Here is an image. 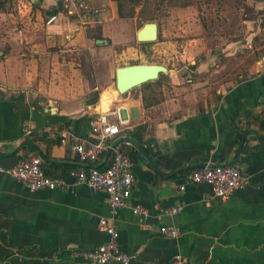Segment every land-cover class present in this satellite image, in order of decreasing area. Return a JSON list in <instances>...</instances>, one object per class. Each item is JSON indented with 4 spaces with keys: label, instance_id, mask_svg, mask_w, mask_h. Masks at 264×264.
Segmentation results:
<instances>
[{
    "label": "crops",
    "instance_id": "0c3cea01",
    "mask_svg": "<svg viewBox=\"0 0 264 264\" xmlns=\"http://www.w3.org/2000/svg\"><path fill=\"white\" fill-rule=\"evenodd\" d=\"M10 3L0 11V163L37 155L45 174L71 185L30 191L0 172V264H92L74 252L106 239L97 222L109 215L107 194L72 184L69 173L89 165L80 161L74 138L97 139L99 115L119 128L109 143L132 154L136 182L113 218L124 251L139 262L167 263L180 253L192 264H264V58L248 74L203 92L201 75L216 73L208 69L209 56L182 66L177 55L167 57L164 98L144 107L140 85L118 93L115 82L92 85L80 73L85 52L99 55L119 45L129 60L148 52L150 42L136 39L142 26L133 35L116 0ZM183 70L193 77L183 81ZM112 154L104 150L100 165ZM206 162L237 167L246 185L220 199L207 184L186 183ZM136 205L146 216L133 212ZM177 205L178 212L161 211ZM162 225L178 233L161 234Z\"/></svg>",
    "mask_w": 264,
    "mask_h": 264
},
{
    "label": "rangeland",
    "instance_id": "374dc122",
    "mask_svg": "<svg viewBox=\"0 0 264 264\" xmlns=\"http://www.w3.org/2000/svg\"><path fill=\"white\" fill-rule=\"evenodd\" d=\"M121 2L123 13L130 15L125 17L133 24V35L142 23L155 21L157 38L149 41L148 52L135 60L127 59L119 45L99 55L83 53L80 73L92 85L97 82L106 88L107 85L114 87V69L124 64L146 61L164 65L167 57L177 55L176 66H182L188 60L197 64L209 56L208 69L216 73L201 75L197 89L204 92V89L214 90L233 82L241 74H248L256 62L264 58V0ZM214 58L219 61L217 64ZM181 75L183 81L193 77L187 70ZM165 81L163 78L162 82ZM107 94L105 92V96Z\"/></svg>",
    "mask_w": 264,
    "mask_h": 264
},
{
    "label": "built area",
    "instance_id": "2783aa9c",
    "mask_svg": "<svg viewBox=\"0 0 264 264\" xmlns=\"http://www.w3.org/2000/svg\"><path fill=\"white\" fill-rule=\"evenodd\" d=\"M56 15L53 14L47 23L53 21ZM120 119L118 113L114 114ZM95 129H99L97 139L90 140L74 138L73 148L78 153L81 162H88L89 165H80L77 169L71 170L72 184H86L94 189L102 190L107 194L109 215L100 216L97 226L105 232L106 239L97 247L91 250L74 252L75 256L90 261L92 264H107L116 262L118 264H192L189 263L180 253H175L167 263L139 262L134 254L124 251L119 243V231L113 223V218L119 209L127 204L136 176L133 170V161L122 150L112 146L109 138L119 133V128L111 123L106 115H99L93 123ZM67 136L63 134V137ZM112 150L113 154L108 163L100 165L99 155L104 150ZM0 172L7 173L12 178L20 181L30 191L38 189L56 190L67 189L71 184L63 176L51 177L44 173L41 167V159L37 155L20 157L11 166H3L0 163ZM185 181L195 184H207L211 187V194L214 197L225 199L235 191L244 188L246 178L241 171L234 166L206 162L203 165L189 172ZM184 189V184L180 185ZM182 205L161 208L162 212L175 213L180 211ZM136 214L142 213L146 216L144 208L139 205L133 207ZM161 234L175 236L178 230L171 226L162 225L159 228Z\"/></svg>",
    "mask_w": 264,
    "mask_h": 264
},
{
    "label": "water",
    "instance_id": "95a60500",
    "mask_svg": "<svg viewBox=\"0 0 264 264\" xmlns=\"http://www.w3.org/2000/svg\"><path fill=\"white\" fill-rule=\"evenodd\" d=\"M158 27L155 21L145 22L136 33V39L140 42L154 41L157 38ZM167 73V68L158 63L139 62L120 65L115 68V89L118 93H125L135 86L155 80L160 74ZM123 140L132 144L133 148L143 151L140 144L130 137Z\"/></svg>",
    "mask_w": 264,
    "mask_h": 264
},
{
    "label": "trees",
    "instance_id": "16d2710c",
    "mask_svg": "<svg viewBox=\"0 0 264 264\" xmlns=\"http://www.w3.org/2000/svg\"><path fill=\"white\" fill-rule=\"evenodd\" d=\"M10 0H0V11L5 9V6L7 2ZM117 1V8L118 12L121 16H130L128 14L123 13V4L121 0H116ZM165 78L164 75H159V77L156 80L153 81H148L140 85L141 87V94H142V102L144 107H149L156 105L160 103L163 98V91H162V79ZM105 94V93H104ZM103 96V95H102ZM119 144H117L118 146ZM130 157L132 158V154H130Z\"/></svg>",
    "mask_w": 264,
    "mask_h": 264
}]
</instances>
